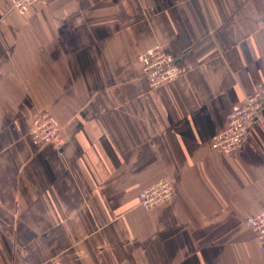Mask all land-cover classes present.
I'll use <instances>...</instances> for the list:
<instances>
[{"label": "crops", "instance_id": "obj_1", "mask_svg": "<svg viewBox=\"0 0 264 264\" xmlns=\"http://www.w3.org/2000/svg\"><path fill=\"white\" fill-rule=\"evenodd\" d=\"M156 43L194 69L152 89ZM260 83L264 0H0V264H264V111L212 148ZM42 111L62 146L32 144ZM165 177L174 197L140 206Z\"/></svg>", "mask_w": 264, "mask_h": 264}, {"label": "built area", "instance_id": "obj_2", "mask_svg": "<svg viewBox=\"0 0 264 264\" xmlns=\"http://www.w3.org/2000/svg\"><path fill=\"white\" fill-rule=\"evenodd\" d=\"M40 1L10 0L11 9L26 15ZM138 58L142 64L143 74L152 89L171 83L194 69L192 65L180 64L176 55L161 43L146 48ZM263 111L264 83H260L241 103L233 105L228 115L227 126L212 139V148L227 156H232L243 149L253 125L262 118ZM61 131L58 119L51 112L42 111L34 114L28 136L35 146L54 143L60 147L63 145ZM175 192L173 181L165 177L140 192L139 204L145 209H153L172 199ZM247 225L254 232L264 252V209L250 216Z\"/></svg>", "mask_w": 264, "mask_h": 264}]
</instances>
